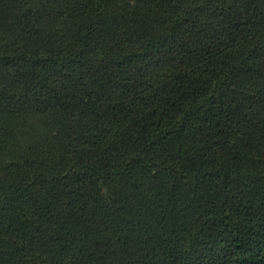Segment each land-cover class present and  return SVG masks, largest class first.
<instances>
[{
  "label": "trees",
  "instance_id": "trees-1",
  "mask_svg": "<svg viewBox=\"0 0 264 264\" xmlns=\"http://www.w3.org/2000/svg\"><path fill=\"white\" fill-rule=\"evenodd\" d=\"M0 264H264V0H0Z\"/></svg>",
  "mask_w": 264,
  "mask_h": 264
}]
</instances>
